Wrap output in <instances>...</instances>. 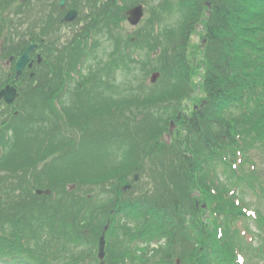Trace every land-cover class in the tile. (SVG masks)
<instances>
[{"label": "trees", "instance_id": "trees-1", "mask_svg": "<svg viewBox=\"0 0 264 264\" xmlns=\"http://www.w3.org/2000/svg\"><path fill=\"white\" fill-rule=\"evenodd\" d=\"M18 1L0 0V40L14 59L36 43L30 56L36 72L26 80L25 68L16 82L18 106L5 108L8 120L0 119V264L86 258L98 264L94 249L102 234L104 264L264 262L261 245L252 243L264 238V217L245 215L249 206L240 197L244 185L264 199V178L251 160L255 151L264 157V0H164L131 36L117 31L137 0H68L78 15L69 33L58 27L63 14L56 0L32 9ZM166 6L180 26L173 37L164 30L159 41L154 32L172 16ZM3 24H11L8 31ZM197 29L203 51L189 46ZM110 41L113 51L101 63L98 50ZM143 47L153 55L143 72L156 71L160 81L147 96H126L113 75L141 63L134 52ZM7 82L14 84L13 74ZM198 97L200 109L181 114L179 134L169 144L160 141L168 121L189 102L198 105ZM148 145L155 161L142 172ZM69 164L76 166L73 175ZM219 167L236 181L231 189L219 180ZM137 172L144 180L133 184ZM162 240L152 254L141 248ZM70 245L74 262H57Z\"/></svg>", "mask_w": 264, "mask_h": 264}, {"label": "rangeland", "instance_id": "rangeland-1", "mask_svg": "<svg viewBox=\"0 0 264 264\" xmlns=\"http://www.w3.org/2000/svg\"><path fill=\"white\" fill-rule=\"evenodd\" d=\"M50 2L51 0H32V3H31V5H29L28 6V8L27 9H32L33 7H38L39 5H44L42 2ZM54 0H52V2H53ZM147 2H148V5H146L145 7H144V14H143V22L144 21H146V20H150L151 19V10L154 8V7H151V6H156L157 4H158V2H159V0H146ZM174 1H176V0H174ZM173 2V1H172ZM206 7H204L203 6V9H205ZM172 15V14H171ZM170 15V16H171ZM48 17H47V20H45V21H49V20H51L53 17H51V16H49V15H47ZM165 17H169V16H165ZM167 22H169L170 24H171V26L172 27H174V28H176V27H178L179 25H180V21H179V17H178V15H177V13H173V15L169 18V20H167ZM1 24V23H0ZM124 27H123V30H120V31H117V35H119L120 33H122V34H125V35H127V34H130L131 32H134L138 27H140V24L138 25V26H136V27H132L131 25H129L128 23H126V22H124ZM11 26V24L10 25H6V24H3V28L2 29H4V31L6 32V31H8L9 29V27ZM142 28H143V25H142ZM146 30H147V28H146ZM196 32H195V34H193L192 35V37L190 38V40L188 41L189 42V46H192V47H194V48H196V47H199V50L200 51H202V50H204L203 48H201V46H202V40H203V38H202V31H199V30H195ZM148 32V31H147ZM174 33H176V30H174V32H170V34L168 35V37L171 35L172 37H173V35H174ZM122 40H124V39H120V40H118L119 42L120 41H122ZM0 42H1V40H0ZM205 45H206V43H205ZM108 48H105V49H103V50H101V52H100V49H99V52H98V57H99V60L102 62V63H104L105 61L106 62H108V57H107V52H108ZM8 50H7V45L5 44V41L4 42H2V44L0 45V86L1 87H3L5 84H8V82H6V81H8V79H9V75H8V63H7V61L5 60V59H8L7 57H6V55L8 54V52H7ZM30 70V73L27 75V79L26 80H32L33 79V77H34V74H33V72H36V71H31V69H29ZM150 75H148V76H144V74L142 73V71L140 70V69H138V68H135V67H133V72L130 74V75H127V74H125V73H123V71L122 72H119V73H117V75H116V80H115V82L116 83H114L115 85H113L116 89H119L121 92H123V91H125L127 88H134V90H135V88L136 87H139V88H141V89H143L144 90V92L145 93H143L145 96H147V95H149V92L147 93V88H144V87H147L146 85H148L149 83H150ZM36 84H37V82L36 83H33V85L32 86H36ZM180 91V87L179 86H177L176 85V88L173 90V92H175V95H177L178 94V92ZM142 93V92H141ZM132 95V94H131ZM112 96V95H111ZM110 96V97H111ZM153 97H152V95H151V97L149 98V99H152ZM196 103H198V101L200 102V100H201V98L200 97H198V98H196ZM16 104V106H18V104H17V102L15 103ZM14 104V105H15ZM5 106L3 105V104H1L0 103V119L1 120H8V119H6L4 116L5 115H3V111H4V108ZM180 111H182V110H180ZM8 115V114H7ZM73 117V116H72ZM105 118H103V120H104ZM5 123V125H6V122H4ZM180 129V128H179ZM178 129V125H177V123H176V125H175V132H174V135H178L179 134V132L177 131V130H179ZM177 131V132H176ZM161 133V131L160 130H157V134H160ZM176 133V134H175ZM161 138H163V137H161ZM182 138V137H181ZM108 142V140H103V142ZM109 142H111L112 143V145H113V147L116 145V141L115 140H112V139H110V141ZM108 142V143H109ZM165 143V142H164ZM85 146L87 145L88 147H91L92 148V144H84ZM159 146V145H158ZM158 146H156L155 147V149L156 150H158ZM148 148H152V145H148L147 146V149L144 147V151H146L147 153H146V155H147V157H145L144 159H143V162H145V165L143 166V168H141V171L142 172H147V171H150V170H148L150 167H148L149 165H152V161H155V159L153 158V157H155V154L154 153H152L151 151H150V149H148ZM161 147H160V151H161ZM158 152V151H157ZM122 154H119L118 155V157L120 158V161H123V156L126 154V153H124L123 154V152H121ZM126 158H128V156H125ZM108 158V157H107ZM109 159V158H108ZM251 159H252V161H254V164L256 165V168L258 169V172L261 174V175H263L264 176V157H263V155L261 154V153H259V152H254V153H252L251 154ZM141 160V158H138V160H137V162H139ZM67 161H70V160H66V162ZM110 162H113V159L111 158L110 160H109ZM136 162V163H137ZM122 163H124V162H122ZM126 163H128V162H126ZM129 164V163H128ZM86 165V168L87 167H91L92 165H90L89 163H87V164H85ZM105 165H104V163H102V162H100L99 163V166L98 167H101V168H103ZM75 169H76V166L75 165H73V164H69L68 165V167H67V170L68 171H70V172H68L69 174H71V175H73L74 174V172H77V171H75ZM85 170V169H84ZM218 171H221V170H218ZM80 173H83V172H81L80 171ZM140 172H137V173H131V179H132V177L133 176H136V179H137V182L136 183H138V182H141V180H144V177L143 176H141V178H139L140 177V174H139ZM242 199L243 200H245L247 203H249V205H250V210H255V211H258L260 214H262V215H264V201L263 200H260V199H258V198H255L248 190H244V194H243V196H242ZM205 205V204H204ZM206 206V205H205ZM252 230L254 231V228L252 227ZM8 232V231H7ZM254 240H255V242H254V246H258V244H259V241H260V239H255L254 238ZM261 240H262V238H261ZM76 246V245H75ZM78 246V245H77ZM97 246H98V243H97V245L95 246V249L94 250H96L97 249ZM105 254H106V246H105ZM75 253H76V248L75 247H73L72 245H70L69 246V248L66 250V252H62V253H59L58 254V259H57V262H60V260L62 261V260H65L66 261V259L67 260H69V261H73L72 259L73 258H75V257H73V255L75 256ZM97 254V252H95L94 253V256ZM61 258H63V259H61ZM91 258H86V260L84 261V260H78V264H90L91 263ZM176 261V260H175ZM180 261V260H179ZM74 262V261H73ZM93 264H96V263H93ZM98 264H100L99 262H98ZM252 264H257L256 263V260H254L253 262H252ZM259 264H264V262L263 261H261L260 259H259Z\"/></svg>", "mask_w": 264, "mask_h": 264}, {"label": "water", "instance_id": "water-1", "mask_svg": "<svg viewBox=\"0 0 264 264\" xmlns=\"http://www.w3.org/2000/svg\"><path fill=\"white\" fill-rule=\"evenodd\" d=\"M21 2H25L28 0H20ZM64 2L65 0H60L58 5L60 6V8L64 7ZM75 13L74 12H70L66 15L65 18V22L66 21H72L75 17ZM127 16H128V23H130L131 25H137L138 22L141 19L142 16V12H141V6L140 7H136L131 9L129 12H127ZM35 50V46H28L24 53L22 54L21 57H19L16 60V64H15V69L14 72L16 73L15 77L18 78L21 73L22 70L25 68V65L29 62L28 58H29V54ZM17 93L15 92L14 89L6 87L4 90L0 91V99H3L4 102L8 105H10L16 98ZM170 127H173V124H170ZM128 188V187H127ZM127 188H124V190H126ZM104 245H105V239H103V236L100 237V242L98 245V260H102L104 257ZM263 252H264V246H263Z\"/></svg>", "mask_w": 264, "mask_h": 264}]
</instances>
